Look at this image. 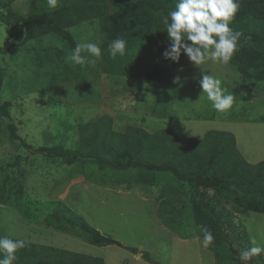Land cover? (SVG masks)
Returning a JSON list of instances; mask_svg holds the SVG:
<instances>
[{"label": "rangeland", "instance_id": "1", "mask_svg": "<svg viewBox=\"0 0 264 264\" xmlns=\"http://www.w3.org/2000/svg\"><path fill=\"white\" fill-rule=\"evenodd\" d=\"M127 1L130 7H123L119 19L118 0H58L56 8H50L47 0H0L10 2L14 13L32 20L38 41L54 34L42 17L58 15L60 20L51 22L70 29L84 19L81 12L87 21L96 16L101 26L94 22L73 29L80 31L78 44L97 43L102 50L96 58L82 49L84 63L76 64L68 59L74 47L54 41L58 58L50 66L33 57V51H38L34 41L0 54L5 72L0 103H11L10 121L19 137L11 136L0 115V236L45 245L53 259L55 252L66 251L100 258L106 264H141L125 249L136 248L142 252L137 257L143 256L148 264H236L234 257L251 248L252 239L264 244V214H236L241 234L233 238V244L240 251L232 253L222 241L214 251L215 241L208 247L202 243L198 226L201 202L192 200L197 195L194 184L184 188L174 179L170 184L171 177L166 174L153 177L135 170L116 172L77 157L69 162L53 157L65 150L75 154L79 125L109 116L116 132L132 125L196 140H203L210 131L228 132L238 136L237 147L246 159L264 161V82L254 85L245 80L229 62L209 60L197 66L183 51L178 62L172 60L164 68L162 60H171L164 56L171 45L165 16L161 10L143 6L140 2L144 0ZM176 3H170L172 8ZM20 27L7 17V8L0 7V48L6 43H22ZM115 39H123L126 48L124 55L113 58L108 46ZM153 68L166 69L177 79L170 83L146 80ZM204 74L221 79L222 87L235 95L227 112L214 110L203 95L200 80ZM42 147L48 148L50 157ZM169 196H177L178 202L164 206ZM59 203L70 209L74 222L122 246H97L71 225L56 230L50 217ZM186 203L188 207L178 220L181 223L169 220L175 212L180 214L174 206ZM144 248L152 249L151 259L144 256L148 252ZM257 259L264 264V254L243 263L257 264Z\"/></svg>", "mask_w": 264, "mask_h": 264}, {"label": "trees", "instance_id": "2", "mask_svg": "<svg viewBox=\"0 0 264 264\" xmlns=\"http://www.w3.org/2000/svg\"><path fill=\"white\" fill-rule=\"evenodd\" d=\"M118 1L121 6L118 13L120 19L124 15L123 7L130 6L127 0ZM172 1L144 0L140 3L156 12L161 10L166 18L169 17L171 11L175 10L170 5ZM131 4L133 5L134 2ZM239 4V11L230 22V27L240 34V38L238 49L229 63L245 80L258 85L264 82V0H239ZM0 7L7 8V17L13 23H19L24 35L22 43H6L4 49L0 48V54L6 55L34 41L33 44L36 48L38 46V51H33V57L38 61L40 58L45 66H50L53 60L58 58L54 41L59 44L66 43L75 48L79 43L76 37L80 35V31L73 28L81 29L87 23L94 22H98L101 26L96 16L90 17V21H87L84 12H81L84 18L81 23H77L70 29H63L62 26L58 25V27L57 24L51 22L53 18L60 20L58 15L42 17L46 22L45 25L54 31V34L42 37V41H38L32 20L14 13L10 2H0ZM71 29L74 30L73 33L76 32L74 35L71 34ZM116 30L120 31L119 25ZM97 32L101 33V30ZM42 42L44 45L41 44ZM171 61L162 60V63H165L164 68L170 65ZM165 70L153 68L146 80L159 83L174 82L177 78L173 76V73L170 74ZM130 71L134 72L133 67ZM4 75V69L0 67V91ZM10 107H12L10 102L0 103V115L6 119V128L11 132V136L18 139L16 125L10 121ZM79 132L80 141L77 148L79 150L76 149L75 154L68 153L66 150L53 154L55 160L58 157L69 162L77 157L82 162L96 163L101 168L116 172L135 170L140 173L153 174V177H164L166 174L171 177L170 184H173L174 179V183H180L184 188L192 187L194 184L197 195L194 194L195 197L192 200L201 202L198 226L200 230L202 226L207 227L213 233L214 241L217 243V245L213 243L214 251L217 250L216 246L221 241L229 244V251L232 253L240 251L233 244V238L241 230V225L238 224L239 217L236 214L246 212L264 214V161L257 164L249 163L238 149L237 140L231 133L210 131L203 140H196L193 138L179 139L174 133L165 130L147 132L141 127L132 125L127 126L122 132H116L114 120L109 116L101 117L90 124L79 125ZM23 144L26 148V143ZM42 148L45 150L46 157H50L48 155L50 153L46 152L48 148ZM169 187L172 186L169 185ZM169 197L171 198L166 200L164 206H167V203H175L176 200L178 202L177 196ZM187 205L186 203L180 207L174 206L180 214L175 212L169 220L173 222L177 219V222L184 212L183 208H187ZM56 207V212L50 217L55 223L56 230L61 231L64 227L71 225L73 228L77 227L82 230V233H85L89 240L97 246H122L119 242L103 236L99 231L80 222H74L76 217L70 214V209L66 205L61 207L59 203ZM172 222L169 221L170 224H173ZM180 223L178 221L177 224ZM171 228H173L172 225ZM200 233L203 235L202 230ZM125 249L134 253L138 252L135 248ZM55 254L56 257L53 259L51 249L45 245L26 243L25 247L16 253L19 258L15 262L17 264H105L103 259L80 253L62 251L55 252ZM144 256L151 259L149 253ZM0 258H3V255L0 254ZM234 261L236 264H244L238 256L234 257Z\"/></svg>", "mask_w": 264, "mask_h": 264}, {"label": "clouds", "instance_id": "3", "mask_svg": "<svg viewBox=\"0 0 264 264\" xmlns=\"http://www.w3.org/2000/svg\"><path fill=\"white\" fill-rule=\"evenodd\" d=\"M47 3L50 8H56L58 0H47ZM239 8V0H177L175 10L164 21L171 40L169 49L164 53L165 58L178 62L183 51L197 66L209 60L227 64L238 49L240 34L230 27V22ZM125 48L126 42L123 39H115L108 46L113 58L118 54L124 55ZM82 49L96 58H100L102 53L97 43L77 44L68 59L76 64L84 63ZM200 87L217 112L225 113L233 107L235 95L222 87L221 79L212 74H204ZM201 230L203 246L208 247L215 237L207 227L202 226ZM251 243V248L240 252L239 259L242 262H249L253 257L258 258L264 254V244L256 239H252ZM25 244L22 239L0 236V254L3 255L0 264H13L17 259L16 253ZM257 264H261L259 259Z\"/></svg>", "mask_w": 264, "mask_h": 264}, {"label": "crops", "instance_id": "4", "mask_svg": "<svg viewBox=\"0 0 264 264\" xmlns=\"http://www.w3.org/2000/svg\"><path fill=\"white\" fill-rule=\"evenodd\" d=\"M236 136V140H237V142H239L240 140H239V138H238V136L237 135H235ZM238 144V143H237ZM239 145V144H238ZM241 151V150H240ZM241 153H242V151H241ZM244 156V155H243ZM245 159H246V157H245ZM248 159H252V158H247L246 160L249 162V163H251ZM252 161H254V162H252L251 164H257V163H259V162H261L260 160L259 161H257V160H252ZM154 216H155V214H154ZM155 219L156 220H159V221H161V218L159 217V215H156V217H155ZM183 244H185V243H183ZM139 247H141V246H139ZM133 249V248H132ZM136 249V248H135ZM147 249V251L149 252V254L151 255V257H153V255H154V253H152L151 251H152V249H150V248H144V250H146ZM128 251H131V250H128ZM138 251V250H137ZM132 252V251H131ZM146 252V251H145ZM148 252H146V253H148ZM133 253V259L135 260V262L137 263H143V264H148L147 263V261H144V259H143V256H141V257H137V255H139L140 256V253H142V252H140V250L137 252V253H134V252H132ZM106 264V263H105Z\"/></svg>", "mask_w": 264, "mask_h": 264}]
</instances>
